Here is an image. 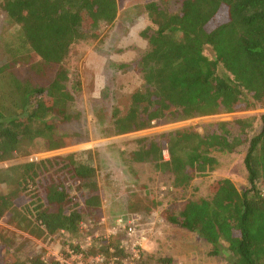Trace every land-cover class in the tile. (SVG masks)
<instances>
[{
	"label": "trees",
	"instance_id": "trees-1",
	"mask_svg": "<svg viewBox=\"0 0 264 264\" xmlns=\"http://www.w3.org/2000/svg\"><path fill=\"white\" fill-rule=\"evenodd\" d=\"M2 8L20 26L25 45L7 52L39 72L60 66L75 44L97 39L98 28L115 21L119 4L2 0ZM146 9L152 23L143 32L149 49L134 62L143 85L132 93L126 114L114 109L115 134L235 113L232 121L217 122L207 132L190 125L141 137L130 157L152 161L158 171L173 175L172 200L162 211L165 221L202 235L210 255L226 251L231 264H264V0H183L179 13L153 1ZM0 77L7 79L0 81V163L13 161L0 167V222L45 241L61 230L78 235L82 222L96 217L103 205L96 166L78 161L76 153L19 160L68 146L71 136L60 123L79 119L69 110L74 95L68 73L60 66L47 85H40L5 65ZM256 109L261 111L248 113ZM257 118L260 128L251 135ZM244 144L246 188L218 179L210 185L211 196L181 202L193 179L217 167L216 152H233ZM17 240L0 229L4 264H48Z\"/></svg>",
	"mask_w": 264,
	"mask_h": 264
},
{
	"label": "rangeland",
	"instance_id": "rangeland-1",
	"mask_svg": "<svg viewBox=\"0 0 264 264\" xmlns=\"http://www.w3.org/2000/svg\"><path fill=\"white\" fill-rule=\"evenodd\" d=\"M153 1H159L170 12L182 10L183 0H118L115 21L101 25L97 39L79 42L71 48L69 56L60 65L68 73L74 95L69 110L79 115L78 120L60 123L61 130L71 136L68 146L19 160L76 153L78 161L94 164L104 195L98 214L139 215L150 230V250L143 264H231L228 252L210 255V243L202 235L162 218L163 209L172 200L173 175L158 171L152 161H133L130 153L138 147L137 139L141 137H153L190 125H198L200 132L203 128L207 132L217 122L232 121L235 113L180 118L123 135H116L114 131V109L118 107L122 115L126 114L132 93L143 85L142 75L134 68V62L149 49V41L143 32L152 25L146 5ZM24 46L20 26L8 20L0 0V67L7 65L9 71L23 79L30 78L36 84L47 85L60 66H47L36 72L28 64L15 62L7 48L22 51ZM205 53L212 57L210 48ZM0 81L4 84L7 79L0 77ZM4 88L8 89L7 84ZM260 125V120L255 119L251 135ZM231 130L238 133L234 125ZM247 147L244 144L233 152H216L217 167L193 179L182 193L181 202L211 196L210 185L218 179L229 178L240 190L246 188L248 174L244 158ZM12 162L0 163V167ZM2 227L14 238L16 236L18 243H24L32 256L43 253L47 240L0 222V229ZM26 238L29 242L26 240L25 243ZM4 263V257L0 256V264Z\"/></svg>",
	"mask_w": 264,
	"mask_h": 264
},
{
	"label": "built area",
	"instance_id": "built-area-1",
	"mask_svg": "<svg viewBox=\"0 0 264 264\" xmlns=\"http://www.w3.org/2000/svg\"><path fill=\"white\" fill-rule=\"evenodd\" d=\"M162 154L170 158L167 148ZM150 244V230L139 215L103 213L85 219L78 235L66 230L50 235L39 256L48 264H143Z\"/></svg>",
	"mask_w": 264,
	"mask_h": 264
}]
</instances>
